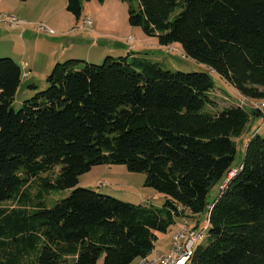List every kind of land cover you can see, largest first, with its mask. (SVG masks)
<instances>
[{
    "label": "trees",
    "instance_id": "obj_1",
    "mask_svg": "<svg viewBox=\"0 0 264 264\" xmlns=\"http://www.w3.org/2000/svg\"><path fill=\"white\" fill-rule=\"evenodd\" d=\"M83 1L92 0H67L78 20ZM121 1L138 4L130 26L162 47L180 45L244 98L264 101V0ZM22 77L14 59L0 57V264H137L178 219L198 230L205 211L208 237L202 231L187 264H264V138L249 141L235 170L236 140L256 112L220 108L208 73L135 55L102 65L71 59L15 111ZM101 165L145 174L163 206L79 188ZM215 187L222 192L211 204ZM66 190L47 207L51 193Z\"/></svg>",
    "mask_w": 264,
    "mask_h": 264
},
{
    "label": "rangeland",
    "instance_id": "obj_2",
    "mask_svg": "<svg viewBox=\"0 0 264 264\" xmlns=\"http://www.w3.org/2000/svg\"><path fill=\"white\" fill-rule=\"evenodd\" d=\"M8 1L2 5L0 13L16 16L22 23L18 28H13L8 22H0V39L13 45L18 44L16 35L26 28V24L30 25L28 35L32 34V37L29 40L27 38V43L22 47H13L14 49L9 51L11 55L4 58L13 57L12 59H14L15 56H19L15 58H23L25 56L30 67L28 70H31L32 64L35 67L33 77L35 79L32 77L25 78L27 76L24 73L25 71L23 72L25 74L22 77L24 84L21 89L19 88L13 103L15 111H19L23 107L24 102L31 100L38 93L45 91L49 87L47 78L57 63L74 59L102 65L107 57L119 59L120 57L135 55L136 57L160 62L167 70L185 73H208L215 84L212 98L217 101L220 108L242 103L244 108L256 112V116L251 117L242 136L236 140L237 152L233 163L235 170L239 169L243 164L249 141L256 135L264 138V108L261 107L263 101L246 100L217 73L185 57L180 45L174 44L175 46L162 47L157 38L146 36L141 27L130 26L129 8L130 5L137 8L138 4L136 2L129 4L121 0H106L104 3H100L98 0L83 1L81 18L78 20L67 11L66 2L54 0L50 5H45L47 0H39L41 1L40 5L35 6L36 9L39 8L38 13L35 12L36 15L32 18V23H27L15 11H12L13 7L18 12L22 11L25 3L21 2V0H15V4L11 3L10 9H7L4 5H7ZM85 19H91L93 26L86 27L84 25ZM41 26L52 30L53 33L50 34L40 30L39 27ZM36 36L40 37L38 41H34ZM0 46L4 47L5 43H1ZM24 47L26 50H24ZM80 66L84 67V63ZM31 74L29 73V75ZM32 81L37 85V88L31 87ZM235 170L230 174L235 173ZM230 174L227 179L232 178ZM145 180V174L132 173L126 165H101L93 167L91 171L82 175L78 187L98 191L136 205L162 207L165 202V196L152 188L146 187ZM221 188L215 187L211 191L209 203L213 204L218 199L222 192ZM72 191L66 190L51 193L46 200L47 207H54L58 201L69 197ZM5 205L12 206L13 204L7 203ZM208 219L209 212L205 211L197 217V220H194V223L198 221V231H204L206 237H208L210 229ZM191 222L193 223V221ZM180 226L176 227L175 230H178ZM171 235H173L171 232L159 235L160 240L157 247L160 248L162 245L166 246L165 248L167 249L163 254L171 250L170 244L168 248ZM204 241H198L197 246ZM98 264H105L104 259L102 258Z\"/></svg>",
    "mask_w": 264,
    "mask_h": 264
},
{
    "label": "built area",
    "instance_id": "obj_3",
    "mask_svg": "<svg viewBox=\"0 0 264 264\" xmlns=\"http://www.w3.org/2000/svg\"><path fill=\"white\" fill-rule=\"evenodd\" d=\"M0 22H8L13 28H18L22 23V21L16 16H8L3 13H0ZM84 25L86 27H92L93 21L91 19H85ZM39 29L42 31L44 30L46 33H53L52 30L43 26L39 27ZM246 100L248 99L246 98ZM261 107L264 108V101L262 102ZM234 174L235 173L230 174V176L233 177ZM230 179L231 178L227 179L225 184H227ZM181 219L182 224H180V228H178L171 237L170 252L166 254L156 252L154 256L150 255L140 259L137 264H187L190 261L198 241H201L204 238V233L194 229L186 218Z\"/></svg>",
    "mask_w": 264,
    "mask_h": 264
},
{
    "label": "crops",
    "instance_id": "obj_4",
    "mask_svg": "<svg viewBox=\"0 0 264 264\" xmlns=\"http://www.w3.org/2000/svg\"><path fill=\"white\" fill-rule=\"evenodd\" d=\"M7 0H0V9L2 8V5L6 2ZM13 1V2H12ZM52 1H54V0H47V2H46V4L45 5H50L51 4V2ZM58 1H63V2H66L67 3V0H58ZM22 2V1H21ZM40 2L41 1H39V0H30V1H28V2H24L25 3V5H24V8L22 9V11H20V12H18L17 10H15L16 8H14L13 7V9H12V11H15L18 15H19V17L23 20V21H25V22H27V23H32V18L36 15V13L35 12H37V11H39V8H37L36 9V7L35 6H37V5H40ZM11 3L14 5L15 4V0H9L6 4L7 5H4V7H7V9H10L9 7L11 6ZM33 13H35L34 15H32ZM38 13V12H37ZM48 17V16H47ZM50 18V17H49ZM48 18V19H49ZM27 26H26V28H24V29H22L23 31H21V33L20 34H18V35H16V38H18L17 39V41H18V44H16V45H13V44H11V43H8V42H6V41H2L1 39H0V44L1 43H5V46L4 47H1L0 46V57H7L8 55H11V54H9V51H11L12 49H14L13 47H22L23 45H25L26 43H27V38H28V40L32 37V34H29L28 35V31H30V29H29V27H30V25L29 24H26ZM26 34H27V36H26ZM40 39V37L39 36H36V39H34V41H38ZM18 45H21V46H18ZM173 46H175V45H173ZM15 47V48H16ZM170 47V46H169ZM24 50H26V48L24 47ZM131 51V50H130ZM15 57H19V56H15ZM14 57V60L21 66L22 65V74H23V72L25 73V74H28L27 75V77H25V78H30V77H34V73H35V67H34V65L32 64V67H31V70H28L30 67H29V64L27 63V61H26V58H25V56L23 57V58H15ZM133 57V56H132ZM13 58V57H12ZM53 66V65H52ZM49 67H50V63H49ZM47 69H49V68H47ZM46 69V70H47ZM45 70V71H46ZM27 71H28V73H27ZM48 71V70H47ZM29 73H32L31 75H29ZM25 74H23L24 76H25ZM33 79H35V78H33ZM32 79V80H33ZM33 82V84H31V87L32 88H37V85L34 83V81H32ZM23 81H22V83H21V87H20V89L22 88V86H23ZM181 222H182V219L180 218V219H178V224L176 225V227H178L180 224H181ZM175 227V228H176ZM171 237H172V235H171ZM160 240V239H159ZM171 238H170V240H169V243H168V248L171 246ZM159 242V241H158ZM158 242H157V244H158ZM157 244H156V248H155V250L153 251V253L151 254V256H154V254L156 253V252H158V253H160V254H163V253H165L166 251H167V249L165 248L166 246H160V248H158L157 247ZM169 244H170V246H169Z\"/></svg>",
    "mask_w": 264,
    "mask_h": 264
}]
</instances>
